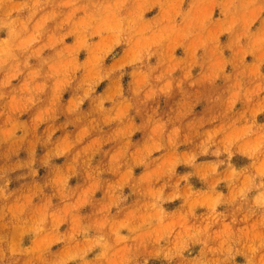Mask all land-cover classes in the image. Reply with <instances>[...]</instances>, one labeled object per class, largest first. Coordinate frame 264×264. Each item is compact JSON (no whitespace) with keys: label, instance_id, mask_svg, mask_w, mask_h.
Wrapping results in <instances>:
<instances>
[{"label":"rangeland","instance_id":"obj_1","mask_svg":"<svg viewBox=\"0 0 264 264\" xmlns=\"http://www.w3.org/2000/svg\"><path fill=\"white\" fill-rule=\"evenodd\" d=\"M0 264H264V0H0Z\"/></svg>","mask_w":264,"mask_h":264}]
</instances>
